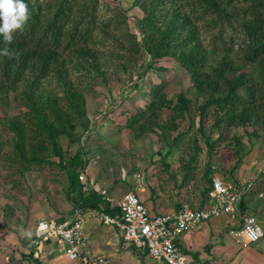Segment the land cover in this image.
I'll return each instance as SVG.
<instances>
[{"label": "rangeland", "instance_id": "obj_1", "mask_svg": "<svg viewBox=\"0 0 264 264\" xmlns=\"http://www.w3.org/2000/svg\"><path fill=\"white\" fill-rule=\"evenodd\" d=\"M40 1L48 20L56 8L47 6L51 0ZM84 1L100 25L91 29L89 42L68 44L67 39L48 46L28 64L21 53L0 57V264L49 263L41 258L48 246L38 258L31 256L36 232L42 220H64L75 211V171L79 179L83 174L87 190L100 186L116 198L132 188L134 174L141 172L145 203L168 191L201 207L210 202L205 174L211 162L226 180L252 185L255 190L247 195L255 210L245 206L242 213L255 214L264 225V100L247 101L255 114L240 124L242 118L236 117L228 126L222 111L219 128L212 106L200 121V105L206 100L191 73L172 53L155 50L164 46L162 33L169 25L145 29L141 0ZM227 8L233 25L222 20L216 27L206 25L209 15L194 21L208 45V64L229 60L259 71L245 62V39L238 30V23L252 15L238 0ZM68 21L64 29H70ZM182 92L190 102L178 116L173 104ZM156 93H164L172 103L150 114L146 105L158 99ZM75 157L81 161L78 167L72 166ZM263 242L243 249L249 245L263 252ZM125 246L133 257L142 252L132 244ZM142 254L150 264L157 262L147 249ZM145 259L141 264H147Z\"/></svg>", "mask_w": 264, "mask_h": 264}, {"label": "trees", "instance_id": "obj_2", "mask_svg": "<svg viewBox=\"0 0 264 264\" xmlns=\"http://www.w3.org/2000/svg\"><path fill=\"white\" fill-rule=\"evenodd\" d=\"M231 1L233 0H141L140 3L145 13L141 20L145 29L147 27L164 29L165 24L169 25L168 29L162 33L164 46L156 47L155 50L159 52L158 54L172 53L187 68L197 92L201 93L206 100L200 105V121L205 120L206 108L212 106L216 114L215 124L218 127L222 126L223 118L220 116L222 111L226 115L224 121L228 126L237 122L236 117L242 118L238 120L237 124H240L244 120L251 119L255 114L254 111L249 110L246 102L257 101L258 104H262L264 100V0H238L246 4V13L252 15L251 19L238 23V30L245 39L242 48L245 51V62L256 66L259 71L246 70L243 66L231 63L229 60L221 61L217 65H209L208 45L203 43L200 31L195 27L194 21L206 19L208 15L211 19H207L206 25L213 23L212 26L216 27L220 20L233 25L231 19H227L229 16L227 6ZM26 3L28 19L23 27L14 33L12 43L6 44L0 36V50L7 48L8 53L11 52L15 58L20 53L24 54L23 62H27L26 64L35 56L44 55L46 51L44 53L43 51L48 46H60L67 39L68 44H77L79 41L89 42L93 37L91 29L100 26L97 24L96 13L93 16L84 0H51L47 6L56 8V11L48 20L43 16L42 1L26 0ZM181 3L183 9H181ZM68 20L72 21L71 27L64 29ZM171 41L175 43L172 44ZM176 47H178L177 53L174 51ZM213 49L211 48L210 52L214 53ZM4 55L7 56V54ZM156 96H158L156 101L153 100L146 105V110L150 114H157L158 108L170 106L172 103L164 93L160 95L156 93ZM189 102L190 100L182 92L177 103L173 104V110L175 108L178 116H181L188 109ZM241 104L243 108L240 107ZM261 113L263 116L262 109ZM139 114H146V111H139ZM34 150L33 148L32 151L35 153ZM80 165L81 161L75 157V160H72V166ZM215 172H219L218 168L213 169L210 162L205 174L210 185L208 191L211 189V177ZM71 182L74 185L72 192L76 209L98 210L120 216L121 209L118 206L106 201L98 192L84 187L79 179V171L72 173ZM31 256L34 257V253Z\"/></svg>", "mask_w": 264, "mask_h": 264}, {"label": "built area", "instance_id": "obj_3", "mask_svg": "<svg viewBox=\"0 0 264 264\" xmlns=\"http://www.w3.org/2000/svg\"><path fill=\"white\" fill-rule=\"evenodd\" d=\"M213 169L217 170V167L213 165ZM80 179L84 182L83 174ZM144 179L141 172H136L132 188L118 198L111 196L100 186L95 187L92 190L101 194L112 205L118 206L121 214L119 216L93 211L105 224L116 226L126 244H132L142 252L147 249L153 260L164 264H198L181 250L178 245L179 237L199 229L205 221L212 218L234 215L252 189V185L226 180L225 176L215 172L211 177L208 204L194 207L184 201L178 211L151 213L140 196L146 190ZM84 212L77 208L67 219L42 220L36 232L34 254L38 256L46 243L56 241L70 261L78 259L81 264H107L105 254L85 251ZM229 234L240 244H254L264 238V226L255 214L248 213L243 216L242 225L231 229Z\"/></svg>", "mask_w": 264, "mask_h": 264}, {"label": "crops", "instance_id": "obj_4", "mask_svg": "<svg viewBox=\"0 0 264 264\" xmlns=\"http://www.w3.org/2000/svg\"><path fill=\"white\" fill-rule=\"evenodd\" d=\"M145 191L140 194L142 199ZM175 192L177 193L178 191L176 190ZM161 194H163L162 191ZM154 197L156 199H151L150 202L146 203L152 213L178 211L182 202L185 201L180 198L179 193L171 195L168 191H165L163 197L155 195ZM245 206H247V211L255 210V206L252 203L249 204L248 195L244 198L242 204L239 205L238 211L234 215L212 218L209 221H205L199 229H194L181 235L178 239L179 247L190 259L198 264H261L262 261L264 263V250L263 252L258 251L256 248L249 246L251 244L247 246V248L250 247L248 250L246 248L243 249L245 244L238 243L229 234L231 228L238 227L242 222L243 211H246L244 210ZM84 213L85 251L92 254H105L108 259L107 264H141L145 256L142 252H136L134 257L137 258V261L131 260V258H134L133 252L126 249L125 245L128 244L123 241L122 235L116 226L103 225L99 216L92 210ZM56 244H58L56 241L46 243L43 247L48 246L49 250H46V254H42L41 258L46 259L49 262L48 264H70L72 261L68 260L64 253H59L61 247L59 245L56 247ZM262 244L263 249L264 242ZM249 250L253 253H249ZM34 257L38 258L35 254ZM77 261V264H81L80 260L77 259ZM145 262L150 264L146 259ZM154 263L164 264L162 262Z\"/></svg>", "mask_w": 264, "mask_h": 264}, {"label": "clouds", "instance_id": "obj_5", "mask_svg": "<svg viewBox=\"0 0 264 264\" xmlns=\"http://www.w3.org/2000/svg\"><path fill=\"white\" fill-rule=\"evenodd\" d=\"M28 14L26 0H0V36L6 44L12 43L14 33L23 27ZM2 54H8V49L0 50Z\"/></svg>", "mask_w": 264, "mask_h": 264}]
</instances>
